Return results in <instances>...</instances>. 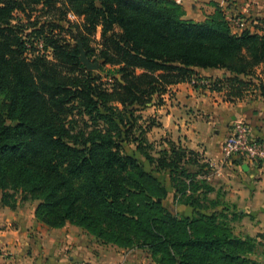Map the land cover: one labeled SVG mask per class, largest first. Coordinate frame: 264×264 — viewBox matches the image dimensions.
Segmentation results:
<instances>
[{
	"label": "trees",
	"instance_id": "1",
	"mask_svg": "<svg viewBox=\"0 0 264 264\" xmlns=\"http://www.w3.org/2000/svg\"><path fill=\"white\" fill-rule=\"evenodd\" d=\"M72 28L99 73L80 62ZM195 68L224 71L205 77L210 90L264 97V32H232L218 6L186 19L173 0H0L1 204L15 209L19 192L38 201L44 225L79 226L156 264H261L258 236L235 233L228 219L240 212L208 201L213 187L188 171L200 154L168 139L154 157L156 121L135 114L162 104L170 85L201 78ZM161 171L191 216L164 205Z\"/></svg>",
	"mask_w": 264,
	"mask_h": 264
},
{
	"label": "crops",
	"instance_id": "2",
	"mask_svg": "<svg viewBox=\"0 0 264 264\" xmlns=\"http://www.w3.org/2000/svg\"><path fill=\"white\" fill-rule=\"evenodd\" d=\"M227 4V0H182L181 7L184 18L201 22L218 6L232 32L240 33L244 29L264 32L259 20L263 10L255 14L256 21L251 25L245 23V27L240 28L228 16ZM195 73L209 78L226 76L223 70L214 68H195ZM168 88L172 94L165 93L162 104L143 110H150V115L158 120L147 132L148 140L153 141L149 139L151 133L159 139L167 136L200 154L202 161L210 166L205 177L213 187L210 198L235 206L240 212L237 218L240 225L235 231L258 236L262 245L256 256L264 264V167L255 161L239 159L220 163L222 143L233 120L245 121L253 137L264 140V97L254 98L249 93L242 97L230 96L225 89L210 90L191 82L172 84ZM167 189V200L171 202L174 195L170 183ZM32 206L27 204L11 209L0 203V264H74L82 261L156 264L147 250L101 244L76 225L66 223L61 227H48L36 219ZM173 209L180 215L192 214L188 206L174 204Z\"/></svg>",
	"mask_w": 264,
	"mask_h": 264
},
{
	"label": "rangeland",
	"instance_id": "3",
	"mask_svg": "<svg viewBox=\"0 0 264 264\" xmlns=\"http://www.w3.org/2000/svg\"><path fill=\"white\" fill-rule=\"evenodd\" d=\"M227 2H228V4H227V10L229 11L228 12V16L231 17L232 19H234L235 21H236V19L238 17L242 16L241 18H243L245 20V22H246L247 25H251L254 21H256V18H255V14L256 13H259L260 10H263L264 11V0H255V2H253V1L249 2V0H227ZM244 8L245 9L248 8V9H250V11H248L247 9L244 10ZM262 14H263L262 17H259V18H261L259 20H261V23H262L260 27L261 28H264V12ZM67 19L70 20V21L76 22V23H79V21H80V18L79 17H76L74 14H71V13H68L67 14ZM72 32H73V35L75 34V36H76L75 41L77 42V40H80L79 36L77 35L78 32H79V30L77 28L76 29L72 28ZM99 40H100V32L98 31V32H96V34L94 35V37H92V39L90 41V45L93 46V47L94 46H97L96 43H98ZM71 42H73L72 39H71ZM95 71L97 73H99L98 72V69H96ZM201 78H204L205 79V77H201ZM195 84H197V83H195ZM168 94L171 95L172 93L171 92H168ZM1 100H2V96H0V102H1ZM0 105H1V108H4V105L3 104H0ZM135 114H136V116H138L140 114V115H142L143 118L144 117H147V116H151V117L153 116V119L155 121H158L156 119V116L150 115V114H152L150 110L149 111L148 110L138 111V112H135ZM139 122L141 123V120L140 119H139ZM78 125L81 126V122H79ZM74 131H75V129H72L70 132H74ZM70 134H72V133H70ZM149 137H150L149 138L150 140H153L151 142L154 143V149H153V151H151V153L153 154L154 157H157L158 154H157L156 150H159V149H162V148H167L166 140H168V137L167 136H164L161 139H159V136L158 135H155V133H151L149 135ZM125 146H126V148L128 149L129 152H133L134 147H135L134 143H132V142L130 143V146L129 145H125ZM137 157L142 161V164H143L144 168L146 170H150L151 166L149 165V163L145 159H143L139 154H137ZM198 158H200V157H198ZM205 164H206L205 161H202L201 158H200V159H198V162H195L193 164H190L189 163V164L186 165V167L188 168V171L194 175L195 180H202L203 178L206 177V175L210 171V166L208 164L206 166ZM154 175H156V177L158 178V180L167 189L168 183L171 182L170 181L169 173L168 172H165V171H161V172H155ZM182 180H186V179L182 177ZM170 186H171V183H170ZM1 190L2 189H0V198H1V194H2ZM172 190H173V195H174V189L172 188ZM9 192H11V190ZM214 194H213V196H214ZM12 196H13L12 198L15 200L16 207L23 206V205L24 206H27V204H28V205H31V206L33 205L32 207L35 210V208H36V206L38 204V201L37 200H32V199L21 200V196L22 195L19 192L18 193H14V195H12ZM215 198H217V197L215 196ZM207 199H208V201H211L212 200L210 198V194L207 196ZM215 200L218 201V199H215ZM163 202H164V205L166 207L170 208V209H173L174 208V204H176V205H182V204H178L174 200V198L170 202L169 199L167 200V197H166ZM218 202H219V204H218V207L219 208H221L223 204L224 205L227 204L226 202H224L222 200H219ZM0 203H1V201H0ZM173 210H174V212L178 213L177 211H175V209H173ZM228 212H229L228 219H230V223H231V225L234 228V232L237 233V234H239V232H236L235 229H236V226L238 227L240 224L238 223V220L237 219L231 221V215H230L231 214L230 213L231 212V209H229ZM98 242H100L101 244H111V243H104V242H101V241H98ZM111 245H114V244H111ZM259 250L260 249L257 248V250L255 251V253L253 254V257H255V258L258 259V256H256V255L259 252ZM260 263L263 264V262H260Z\"/></svg>",
	"mask_w": 264,
	"mask_h": 264
},
{
	"label": "built area",
	"instance_id": "4",
	"mask_svg": "<svg viewBox=\"0 0 264 264\" xmlns=\"http://www.w3.org/2000/svg\"><path fill=\"white\" fill-rule=\"evenodd\" d=\"M181 4L182 0H173ZM240 28L245 27V20L241 17L236 19ZM198 86L208 88L211 85L209 79L197 78L192 81ZM220 163H228L234 159L255 161L264 167V140L256 139L251 134L250 126L243 120H233L228 128V133L222 143ZM74 264H95L88 261ZM120 264V263H119Z\"/></svg>",
	"mask_w": 264,
	"mask_h": 264
},
{
	"label": "water",
	"instance_id": "5",
	"mask_svg": "<svg viewBox=\"0 0 264 264\" xmlns=\"http://www.w3.org/2000/svg\"><path fill=\"white\" fill-rule=\"evenodd\" d=\"M76 45L79 50V55L78 58L80 62L88 69V70H96L98 69V63L97 62H92L86 54V51L81 43V40H77Z\"/></svg>",
	"mask_w": 264,
	"mask_h": 264
}]
</instances>
